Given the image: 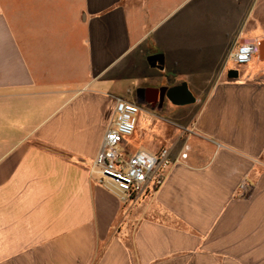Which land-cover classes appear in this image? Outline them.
I'll use <instances>...</instances> for the list:
<instances>
[{"label":"crops","instance_id":"0c3cea01","mask_svg":"<svg viewBox=\"0 0 264 264\" xmlns=\"http://www.w3.org/2000/svg\"><path fill=\"white\" fill-rule=\"evenodd\" d=\"M262 38L264 0H0V264H264V61L230 59ZM146 80L194 101L139 103L128 151L176 162L121 198L90 167Z\"/></svg>","mask_w":264,"mask_h":264},{"label":"built area","instance_id":"2783aa9c","mask_svg":"<svg viewBox=\"0 0 264 264\" xmlns=\"http://www.w3.org/2000/svg\"><path fill=\"white\" fill-rule=\"evenodd\" d=\"M256 54V44L246 42L231 52L230 59L240 67L247 65ZM141 110L136 102L115 100L113 121L90 167L91 175L121 198L157 191L164 181V170L176 162L170 158L168 148L155 154L146 150L128 151L126 138L134 133ZM181 157L185 158L186 153Z\"/></svg>","mask_w":264,"mask_h":264},{"label":"water","instance_id":"95a60500","mask_svg":"<svg viewBox=\"0 0 264 264\" xmlns=\"http://www.w3.org/2000/svg\"><path fill=\"white\" fill-rule=\"evenodd\" d=\"M247 42L256 44V56L260 61H264V38L257 42H254L253 40ZM147 61L151 67L162 68L164 57L162 54L157 53L148 56ZM237 76L238 70L230 69L228 71L229 78H236ZM137 95L142 96L144 103L150 105L154 109H161L165 100H168L175 105H185L194 101V98L188 91L185 83L170 88L164 86L158 88H140L137 90Z\"/></svg>","mask_w":264,"mask_h":264},{"label":"rangeland","instance_id":"374dc122","mask_svg":"<svg viewBox=\"0 0 264 264\" xmlns=\"http://www.w3.org/2000/svg\"><path fill=\"white\" fill-rule=\"evenodd\" d=\"M259 1H261V0H259ZM255 57H256V55H255ZM142 84H143L142 87H145V88H149V87L155 88L157 86V83L149 82L147 80L145 82H143ZM131 96H132V98L135 96V91L130 93L124 99L127 100V101L134 102L131 99ZM139 105H141V104H139ZM141 109L142 110H141V112L138 115V117H139L138 125L136 126V132H135L136 133V137H137V135L139 137L140 131L143 132V131L148 130V125L145 123L144 118L150 116L149 113H148V111H150V107L147 106V105H141ZM184 111H185L184 107H177V106H173V105L170 104L169 106H165L164 107L163 114L167 115V117H172V116H174V115H176L178 113H183ZM139 142H140L139 144H143V141L140 140ZM135 145L137 146L138 142H135Z\"/></svg>","mask_w":264,"mask_h":264},{"label":"flooded vegetation","instance_id":"af4514ba","mask_svg":"<svg viewBox=\"0 0 264 264\" xmlns=\"http://www.w3.org/2000/svg\"><path fill=\"white\" fill-rule=\"evenodd\" d=\"M137 96H138V95H137ZM137 100H138V103L145 104V103H144V99H143L142 96H138Z\"/></svg>","mask_w":264,"mask_h":264}]
</instances>
